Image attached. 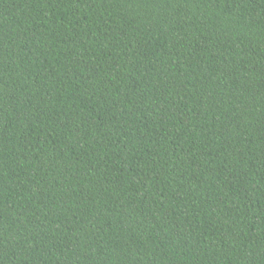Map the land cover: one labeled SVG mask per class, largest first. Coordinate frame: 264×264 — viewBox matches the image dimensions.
Returning a JSON list of instances; mask_svg holds the SVG:
<instances>
[{
    "label": "trees",
    "instance_id": "trees-1",
    "mask_svg": "<svg viewBox=\"0 0 264 264\" xmlns=\"http://www.w3.org/2000/svg\"><path fill=\"white\" fill-rule=\"evenodd\" d=\"M0 264H264V0H0Z\"/></svg>",
    "mask_w": 264,
    "mask_h": 264
}]
</instances>
